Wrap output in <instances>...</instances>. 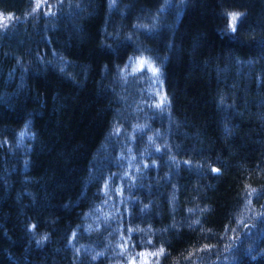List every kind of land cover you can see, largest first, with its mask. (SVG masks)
Masks as SVG:
<instances>
[{"label": "trees", "instance_id": "16d2710c", "mask_svg": "<svg viewBox=\"0 0 264 264\" xmlns=\"http://www.w3.org/2000/svg\"><path fill=\"white\" fill-rule=\"evenodd\" d=\"M0 17V264H264V0Z\"/></svg>", "mask_w": 264, "mask_h": 264}, {"label": "rangeland", "instance_id": "374dc122", "mask_svg": "<svg viewBox=\"0 0 264 264\" xmlns=\"http://www.w3.org/2000/svg\"><path fill=\"white\" fill-rule=\"evenodd\" d=\"M129 66V71L131 73H142L147 77L148 81L146 86L148 87V90L156 97L157 100H162L163 94L159 83V69L157 68V66H155L154 63L143 56L132 58L130 60ZM153 69H155L156 71L154 72ZM147 257L150 260H154L156 258L155 255L152 258L151 254L147 255V253L144 252L139 258L141 264L147 261ZM134 264L140 263H136V261H134Z\"/></svg>", "mask_w": 264, "mask_h": 264}, {"label": "snow or ice", "instance_id": "6c2138e0", "mask_svg": "<svg viewBox=\"0 0 264 264\" xmlns=\"http://www.w3.org/2000/svg\"><path fill=\"white\" fill-rule=\"evenodd\" d=\"M241 15H242L241 13H229L228 14V16H229V25L228 26L232 32L236 31L237 22H238V19ZM0 19H3V18L0 17ZM153 71L155 72L156 70L153 69ZM214 171H215V169H214Z\"/></svg>", "mask_w": 264, "mask_h": 264}]
</instances>
